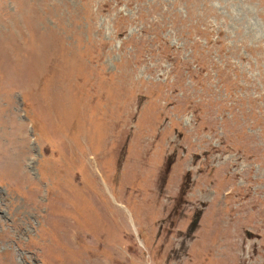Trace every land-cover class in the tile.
Wrapping results in <instances>:
<instances>
[{
    "label": "rangeland",
    "instance_id": "rangeland-1",
    "mask_svg": "<svg viewBox=\"0 0 264 264\" xmlns=\"http://www.w3.org/2000/svg\"><path fill=\"white\" fill-rule=\"evenodd\" d=\"M0 264H264V0H0Z\"/></svg>",
    "mask_w": 264,
    "mask_h": 264
}]
</instances>
